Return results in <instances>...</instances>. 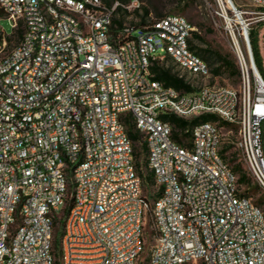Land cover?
I'll list each match as a JSON object with an SVG mask.
<instances>
[{"label": "built area", "instance_id": "built-area-1", "mask_svg": "<svg viewBox=\"0 0 264 264\" xmlns=\"http://www.w3.org/2000/svg\"><path fill=\"white\" fill-rule=\"evenodd\" d=\"M120 4L0 0V21L12 28L0 25V264H264V209L223 153L233 143L264 192V76L251 42L264 0H215L240 88L190 92L166 86L152 66L171 56L181 76H209L191 47L196 27L170 14L143 28L125 25L126 38L113 40ZM167 112L218 119L197 124L183 145L161 117ZM130 117L162 187L153 201ZM71 196L58 258L55 222ZM148 223L154 242L144 258Z\"/></svg>", "mask_w": 264, "mask_h": 264}, {"label": "trees", "instance_id": "trees-1", "mask_svg": "<svg viewBox=\"0 0 264 264\" xmlns=\"http://www.w3.org/2000/svg\"><path fill=\"white\" fill-rule=\"evenodd\" d=\"M104 3L107 5L112 6L116 0H103ZM120 5L115 10V15L113 19V23L111 26V38L113 40L121 39L124 40L126 35L123 33L126 17L128 15V10L125 5H128L130 0H119ZM212 1V0H210ZM195 2V0H187L184 3L183 10L187 9L191 4ZM142 10L141 13H139ZM150 9L146 6L142 8L136 9L135 13H139L138 16L140 20L138 22L132 21L131 25L136 26L138 28H143L155 19H159L162 17L167 16L166 14L157 13L158 17L150 18ZM193 35L203 42L202 36L196 30L193 32ZM251 42L253 46V53L257 67L262 73V62L260 57V49L257 45L254 44L252 39L251 33ZM191 47L197 54H199L209 65L210 70L214 75H222L229 73L231 76H239L240 78V67L234 61L230 60L227 56L222 55L220 52L212 50L210 48H203L196 45L193 40L191 39ZM171 56H166L164 59H157L154 61L152 69L155 75V78L163 82L166 86H172L179 90L183 91H194L197 87L192 84L190 78L185 75H180L179 70H176L174 65L168 63L171 60ZM173 60V59H172ZM174 61V60H173ZM162 119L169 122L173 126V138L179 142L180 144L186 145L191 141L192 131L193 128L202 122L205 121H215L217 120V116L214 114L204 113L192 118H184L175 113L167 112L164 113ZM127 132L129 133L130 137L134 141V151L136 162L138 166L139 174L143 179V185L145 186H157L156 184V177L154 172L148 166V154H147V147L146 143L143 141V134L140 132L139 129L136 128L135 122L130 117L127 119L126 124ZM141 143V148L137 146V143ZM233 144H228L223 148V153L226 156V152ZM143 157V158H142ZM233 161V159H230ZM234 170L240 175L239 182L240 184L244 183H251L249 177H247L246 173L241 172L239 165H234ZM69 190L73 192V183H70ZM145 193V192H144ZM162 193V187L158 188L156 192H150L148 194L145 193L146 197L149 200L157 199ZM245 194L248 195L249 191H244ZM74 204L73 196L68 199V203L64 209V215L60 219H56L55 227H54V248L58 258L61 256V240L63 236V230L65 226V218L67 217L69 211L71 210ZM259 205H262L263 202H259Z\"/></svg>", "mask_w": 264, "mask_h": 264}, {"label": "rangeland", "instance_id": "rangeland-1", "mask_svg": "<svg viewBox=\"0 0 264 264\" xmlns=\"http://www.w3.org/2000/svg\"><path fill=\"white\" fill-rule=\"evenodd\" d=\"M119 0H116V3ZM187 0H138L139 6H129L125 7L128 10V15L126 17V25H131L132 21L138 22L140 20L138 14L142 12V10L137 14L135 13L136 9L142 8L143 6L148 7L150 11V18L158 17L157 13L161 14H180L187 17L191 23L196 27V31L203 38V42L197 39L194 35L192 36L193 42L203 48H210L212 50L220 52L222 55L227 56L230 60L234 61L237 65L239 62L235 56V53L230 45L229 38L225 29V24L223 19L217 14V6L215 4V0H195L187 9L183 10L184 3ZM120 2V1H119ZM131 2V0H130ZM130 2L128 4H130ZM235 4L241 5L246 2V0H234ZM0 25L3 26L7 32H11L12 28L7 19H3L0 21ZM264 31V23L257 25L255 30L252 32V39L254 44L257 45L260 49V57L262 62V74L264 76V51L260 48L259 42L260 38ZM163 50H159L155 53L156 56L160 54H164ZM168 63L174 65L175 69L178 70V66L171 59ZM192 83L197 87L203 84L210 85H229L236 88H240V78L239 76H231L229 73L222 75H214L211 71L209 76H191L188 75ZM227 129H225V132ZM237 134V133H236ZM227 140V139H226ZM228 144H233L231 142H227ZM137 146L141 148V143L138 142ZM228 156L233 161L229 160L231 165H239L241 172L246 173L247 177L250 178L251 183L241 184V188L243 191H249V195L253 198V200L257 203L263 202L261 205L264 209V192L259 187V185L255 182L252 175L248 172L247 165L244 162L243 156L239 149L233 144L227 151ZM143 158V157H142ZM156 192L157 186H144L143 190L146 194L150 192ZM154 242V238L152 235V227L151 223H148L146 226V247L143 253V257L147 258L149 255L151 246ZM186 264H203L202 261L197 262H189Z\"/></svg>", "mask_w": 264, "mask_h": 264}]
</instances>
